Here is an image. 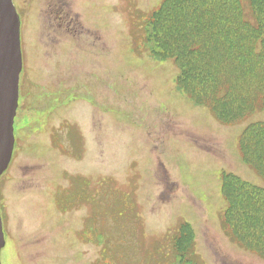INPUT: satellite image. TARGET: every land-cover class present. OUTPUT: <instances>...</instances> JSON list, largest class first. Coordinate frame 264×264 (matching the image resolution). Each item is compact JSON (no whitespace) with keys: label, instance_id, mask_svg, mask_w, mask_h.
<instances>
[{"label":"rangeland","instance_id":"374dc122","mask_svg":"<svg viewBox=\"0 0 264 264\" xmlns=\"http://www.w3.org/2000/svg\"><path fill=\"white\" fill-rule=\"evenodd\" d=\"M13 2L22 70L0 176L1 264H175L185 221L197 264H264L231 237L221 194L227 174L264 187L238 147L264 110L222 123L178 88L174 62L146 42L161 0H73L81 42L43 38V0Z\"/></svg>","mask_w":264,"mask_h":264},{"label":"trees","instance_id":"16d2710c","mask_svg":"<svg viewBox=\"0 0 264 264\" xmlns=\"http://www.w3.org/2000/svg\"><path fill=\"white\" fill-rule=\"evenodd\" d=\"M145 25L152 55L171 59L178 88L209 105L219 121L232 123L264 110V0H161ZM238 147L244 163L264 176V120L242 130ZM221 194L231 237L264 257V187L227 174ZM171 241L175 264H197L188 222Z\"/></svg>","mask_w":264,"mask_h":264},{"label":"water","instance_id":"95a60500","mask_svg":"<svg viewBox=\"0 0 264 264\" xmlns=\"http://www.w3.org/2000/svg\"><path fill=\"white\" fill-rule=\"evenodd\" d=\"M21 69L19 15L12 0H0V176L10 163L14 147L13 123ZM4 245L0 215V252Z\"/></svg>","mask_w":264,"mask_h":264},{"label":"flooded vegetation","instance_id":"af4514ba","mask_svg":"<svg viewBox=\"0 0 264 264\" xmlns=\"http://www.w3.org/2000/svg\"><path fill=\"white\" fill-rule=\"evenodd\" d=\"M78 1L80 2V0ZM43 2L44 6L39 15L41 31L44 35L43 38L52 42L57 37L59 38L60 30H66L73 41L81 42L83 29H87L83 23L84 20H82V9L80 12H73V0H43ZM78 6L80 7V5ZM74 133L78 139L82 138L80 132H76L75 130ZM85 184H87V188H90V181H86Z\"/></svg>","mask_w":264,"mask_h":264},{"label":"bare ground","instance_id":"6f19581e","mask_svg":"<svg viewBox=\"0 0 264 264\" xmlns=\"http://www.w3.org/2000/svg\"><path fill=\"white\" fill-rule=\"evenodd\" d=\"M97 199H98V197H97ZM100 199V198H99ZM99 202H100V200H99ZM102 203V202H101ZM104 203V202H103Z\"/></svg>","mask_w":264,"mask_h":264}]
</instances>
